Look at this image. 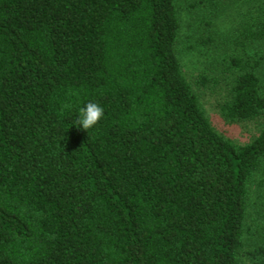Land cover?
I'll list each match as a JSON object with an SVG mask.
<instances>
[{
	"label": "trees",
	"instance_id": "trees-1",
	"mask_svg": "<svg viewBox=\"0 0 264 264\" xmlns=\"http://www.w3.org/2000/svg\"><path fill=\"white\" fill-rule=\"evenodd\" d=\"M187 41L264 119V0H0V264H264V122L215 129Z\"/></svg>",
	"mask_w": 264,
	"mask_h": 264
},
{
	"label": "rangeland",
	"instance_id": "rangeland-1",
	"mask_svg": "<svg viewBox=\"0 0 264 264\" xmlns=\"http://www.w3.org/2000/svg\"><path fill=\"white\" fill-rule=\"evenodd\" d=\"M178 1L184 2V0ZM225 1L228 2L229 0ZM239 5L241 6L239 9L231 6L230 11L219 19L220 29L224 30L231 26L232 20L238 15L237 11L241 13L249 11L245 6ZM188 47H190L188 41L181 45L180 60L183 72L187 81L198 94L200 103L207 112L211 123L220 134L236 145L244 146L249 144L259 134V128L264 119L240 124L225 122L220 115L219 108L227 98V89L222 81H216L219 78L221 79L218 73L222 71V67L219 66L216 69V66L213 65L212 68L209 57L206 55L202 56L197 49L190 50ZM204 78L206 81L203 80Z\"/></svg>",
	"mask_w": 264,
	"mask_h": 264
},
{
	"label": "clouds",
	"instance_id": "clouds-1",
	"mask_svg": "<svg viewBox=\"0 0 264 264\" xmlns=\"http://www.w3.org/2000/svg\"><path fill=\"white\" fill-rule=\"evenodd\" d=\"M103 113L102 106L95 102H87L79 108L74 125L83 130L90 129L102 119Z\"/></svg>",
	"mask_w": 264,
	"mask_h": 264
}]
</instances>
